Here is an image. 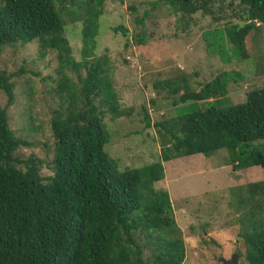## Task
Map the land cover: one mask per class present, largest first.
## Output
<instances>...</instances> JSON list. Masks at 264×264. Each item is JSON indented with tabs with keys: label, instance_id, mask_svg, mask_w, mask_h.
I'll return each instance as SVG.
<instances>
[{
	"label": "trees",
	"instance_id": "obj_1",
	"mask_svg": "<svg viewBox=\"0 0 264 264\" xmlns=\"http://www.w3.org/2000/svg\"><path fill=\"white\" fill-rule=\"evenodd\" d=\"M162 1L178 5L185 16L201 12L220 18L214 11L217 0ZM105 2L0 0V53L18 43L38 42L41 55L57 54L62 77L56 88L59 109L51 121V176L42 175L43 162L37 157L20 156L21 148L34 144L10 127L7 108L0 103V264H184L186 243L172 199L167 190L156 188L166 178L165 164L224 150L234 172L264 170V87L250 89L243 104L223 103L230 83L243 79L241 72H223L201 90L185 79L155 84L176 111H185L152 126L145 109L143 121L160 137L161 161L120 170L105 150L111 135L104 119H120L130 111L120 104L109 56L96 54ZM240 3L238 23L206 35L208 51L222 60V47L229 43V52L249 58L246 42L264 27V0ZM78 24L80 62L69 39V26ZM145 38L138 34L136 43L145 44ZM68 67L78 73V84L69 79ZM15 85L0 68V92L10 105ZM200 102L202 107H194ZM231 194L244 247L238 255L248 264H264V181L235 187Z\"/></svg>",
	"mask_w": 264,
	"mask_h": 264
},
{
	"label": "rangeland",
	"instance_id": "obj_2",
	"mask_svg": "<svg viewBox=\"0 0 264 264\" xmlns=\"http://www.w3.org/2000/svg\"><path fill=\"white\" fill-rule=\"evenodd\" d=\"M241 7L240 0H217L214 11L220 18L214 20L201 12L185 16L178 5L162 0H106L96 54L109 56L120 104L130 111L129 116L120 119H104L111 135L105 150L121 171L160 162V137L153 123L185 111H176L171 101L164 98L166 92L155 87L158 82L185 79L192 89L201 90L223 72H241L243 79L229 85V95L223 99L226 107L247 102L250 89L264 87V27L248 38L247 59L229 52L230 43L228 47L219 44L223 45V60L207 48V33L238 23ZM140 19H145L144 24H139ZM118 27L122 29L115 32ZM138 34L145 35V44L136 43ZM69 39L73 55L80 62V24L69 26ZM60 65L56 53L41 55L38 42L18 43L0 53V68L16 82L13 103L9 104L3 91L0 103L7 108L10 127L34 144L18 153L24 159H40L43 176L53 174L55 139L51 121L59 109L56 88L62 80ZM66 73L78 84L77 72L68 67ZM202 106L200 102L194 107ZM145 109L152 122L150 127L143 121ZM228 161L224 150L208 158L201 154L177 158L165 164L166 178L156 184L158 190L169 192L184 233V264H223L221 259H230L238 251L244 253L238 227L240 214L231 207V189L264 181V170L253 167L234 172ZM237 264L248 263L238 256Z\"/></svg>",
	"mask_w": 264,
	"mask_h": 264
},
{
	"label": "water",
	"instance_id": "obj_3",
	"mask_svg": "<svg viewBox=\"0 0 264 264\" xmlns=\"http://www.w3.org/2000/svg\"><path fill=\"white\" fill-rule=\"evenodd\" d=\"M238 254H234L230 259H221L220 261L223 264H237L238 263Z\"/></svg>",
	"mask_w": 264,
	"mask_h": 264
}]
</instances>
